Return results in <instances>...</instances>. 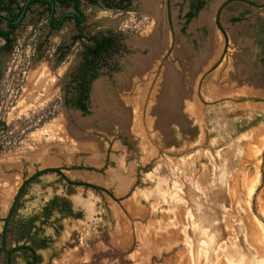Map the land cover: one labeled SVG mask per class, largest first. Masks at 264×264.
<instances>
[{"label": "rangeland", "instance_id": "374dc122", "mask_svg": "<svg viewBox=\"0 0 264 264\" xmlns=\"http://www.w3.org/2000/svg\"><path fill=\"white\" fill-rule=\"evenodd\" d=\"M206 1L188 24L189 0H134L129 12L83 2L86 34L113 33L123 47L111 59L115 70L95 81L86 115L65 103L84 50L73 41V21L51 31L35 9L11 51L0 42L5 192L61 167L70 180L96 182L122 200L47 175L27 189L17 218H43L59 195L88 214L84 228L115 226L121 240L135 232L132 250L99 253L97 263L264 264V0ZM225 1L226 50L216 24ZM72 11L59 8L58 17ZM207 13L212 22L197 24ZM210 38L217 54L196 70ZM172 76L185 86L166 105Z\"/></svg>", "mask_w": 264, "mask_h": 264}, {"label": "crops", "instance_id": "0c3cea01", "mask_svg": "<svg viewBox=\"0 0 264 264\" xmlns=\"http://www.w3.org/2000/svg\"><path fill=\"white\" fill-rule=\"evenodd\" d=\"M21 4H23V2H21ZM14 8V12L17 13V7L14 6ZM59 8L61 7H57V17ZM35 9H39L41 13L47 17V26L50 28V16L48 13H45V9L40 7L39 5H35L34 7H32V10L27 13L24 21L30 14L34 13ZM207 15L208 20L204 21L203 15L202 20H197V24L209 25L212 20L211 17H209V13H207ZM0 16L6 17L8 16V14L6 12H0ZM221 21L222 20L220 13V24ZM1 27L6 29V24H2ZM222 27L224 28V26ZM225 31L230 43V32H228V30L226 29ZM0 42L4 43L5 47V42L3 40H1ZM217 46V41H213V38H210L203 47V50L201 51L199 57L194 60V64L196 66L195 69H203L204 71L205 69L209 68L212 61L211 59L214 55L217 54ZM225 47L226 40L224 48ZM187 80L188 79H185L184 82L187 83ZM184 86V83L180 85L181 90L184 88ZM38 171L40 170L35 171L31 175L23 179L18 187L8 190L7 193L2 187L3 184L0 185V249L3 247L4 243L6 245L5 250L0 251V255H6L7 264H116L115 261L112 262L109 259L97 263L95 262V257L97 256V254L102 252L109 253L114 252L115 250L121 252H129L130 250H132L136 241L135 232L133 233L129 231V234L124 236L123 240H121L118 238L119 234L115 226L114 228L107 230L93 229L91 227L84 228L85 222H83V220L81 222L80 220L83 217L86 218L88 214L86 215L84 214L83 210L76 208L74 206V203H72L70 199L68 200L66 197L59 195L53 197L48 202L46 206L47 209L45 210L46 215L43 218L37 215H29L26 218H17L15 216V213L11 218L10 224L8 226L9 231L4 242L3 232L5 229V219L9 215L18 191L23 183L26 180L30 179ZM65 172L66 171L64 170V175L67 179H69ZM47 175L59 176L66 183L70 184L62 176L56 173H49L31 182L27 186L26 191L29 187L33 186V184L39 183L41 179L46 177ZM0 179L3 180L2 177H0ZM82 182L93 184L111 191L110 189L96 182ZM26 191L24 192V194L26 193ZM93 191L98 192L96 190ZM104 194L108 195L107 193ZM23 195L21 196V198L23 197ZM108 196L114 204H116V202L122 201L121 199L116 198L115 195V199L110 195ZM124 208L127 211V208ZM86 225L89 226V222L86 221ZM52 227L57 229L53 230ZM104 238L106 239L105 241H103ZM15 249L18 250L14 251L12 255H9V252Z\"/></svg>", "mask_w": 264, "mask_h": 264}, {"label": "trees", "instance_id": "16d2710c", "mask_svg": "<svg viewBox=\"0 0 264 264\" xmlns=\"http://www.w3.org/2000/svg\"><path fill=\"white\" fill-rule=\"evenodd\" d=\"M21 2H23V4H21ZM83 2H87L90 5H98L99 3H102L108 10L129 12L131 11L133 0H0V12H6L8 14L6 17L0 16V41L3 40L5 42L6 49L9 51L12 50L16 31L26 18L27 13L30 12L35 5L44 8L45 13L49 14V26L51 31L61 30L66 22L73 21L78 32V34L74 36V41L82 40L84 50L83 63L81 67L72 74L71 82H73V84L70 85V90L67 94V102L84 113H87L89 110L92 83L102 75V71L106 69L115 70V68L111 66V59L114 54L123 51V48L120 44L119 36L113 33H100L93 36H88L86 34L84 27L86 15L82 9ZM14 6L18 9L17 13L14 12ZM58 6L61 8H72L73 11L62 15L61 17H57ZM202 8L203 4L198 8V11ZM194 17L193 13L188 14V20L186 23L188 24ZM2 24H6V29L1 27ZM217 24L224 33V29H222V26L220 25L219 15L217 18ZM63 171L64 169L61 167L46 168L36 172L35 175L23 183L18 191L9 215L5 219V229L3 232L4 242L9 231L8 226L11 218L16 213L20 198L26 191L27 186L45 174L56 173L65 178L71 185L82 186L98 192H104L114 198L112 191L82 181H71L66 178ZM5 247L6 245L4 243L0 251L5 250ZM16 250L18 249L10 251L9 255H12Z\"/></svg>", "mask_w": 264, "mask_h": 264}, {"label": "flooded vegetation", "instance_id": "af4514ba", "mask_svg": "<svg viewBox=\"0 0 264 264\" xmlns=\"http://www.w3.org/2000/svg\"><path fill=\"white\" fill-rule=\"evenodd\" d=\"M190 1V4H189V10L187 11V13L185 14V16H184V18H185V20H186V22H187V20H188V14H190V13H193L194 14V16L196 17L197 16V14H198V12H200L206 5H207V1L206 0H189ZM249 6H252V7H258V5H256V2L254 1V0H244ZM228 1H225L223 4H222V6H220V8L218 9V12H217V14L219 15V20H220V12L222 11V8L223 7H225L226 6V3H227ZM133 3H134V0H133ZM133 3H132V5H133ZM203 4V8L200 10V11H198V8H200L201 7V5ZM132 7V6H131ZM168 11H170V9L168 8ZM169 15V14H168ZM218 15H217V18H218ZM194 17V18H195ZM193 18V19H194ZM170 19V18H169ZM192 19V20H193ZM191 20V21H192ZM190 21V22H191ZM189 22V23H190ZM216 24H217V19H216ZM221 25V24H220ZM217 26H218V24H217ZM219 27V26H218ZM51 29V28H50ZM222 29H224L223 27H222ZM223 33V32H222ZM78 34V32H77V29H76V34L75 35H77ZM224 36H225V40H226V47H225V50L228 48V46H229V40H228V36H227V34H226V31H225V29H224ZM74 35V36H75ZM74 36H73V41H74ZM75 42H77V41H75ZM79 42H83L82 40H79ZM122 46V45H121ZM82 47H83V44H82ZM123 48V47H122ZM83 49H84V47H83ZM5 50H7V51H9L8 49H6L5 48ZM120 53V52H119ZM118 53V54H119ZM82 59H81V62L79 63V65L73 70V72H75V71H77L80 67H81V65H82V63H83V52H82ZM73 72L71 73V75H70V80H69V83H68V86L66 87V97H65V103H66V105L67 106H70V107H72V108H74L75 110H77V111H80L81 113H83V114H88L89 113V110H88V112L87 113H84L83 111H81L80 109H78L77 107H74V106H72V105H70L68 102H67V94H68V92H69V90H70V85H72L73 84V82H71V80H72V74H73ZM0 76H1V68H0ZM94 83H95V81L92 83V85H91V92H92V89H93V86H94ZM90 96H91V93H90ZM0 151H1V148H2V142H0Z\"/></svg>", "mask_w": 264, "mask_h": 264}, {"label": "water", "instance_id": "95a60500", "mask_svg": "<svg viewBox=\"0 0 264 264\" xmlns=\"http://www.w3.org/2000/svg\"><path fill=\"white\" fill-rule=\"evenodd\" d=\"M218 29L221 31V29L218 27ZM222 32V31H221ZM171 71V70H170ZM168 93H165L164 95H163V103H166V105H168V104H170L171 103V101L172 102H174V101H176V100H174V99H176L175 98V94L179 91V90H181V87H180V83H179V81L176 79L175 80V78L172 76V79H169V81H168ZM179 86V87H178ZM167 108V107H166ZM165 108V109H166ZM167 115L168 116H172V117H174V113H175V109H174V106H171L170 108L168 107L167 108Z\"/></svg>", "mask_w": 264, "mask_h": 264}, {"label": "bare ground", "instance_id": "6f19581e", "mask_svg": "<svg viewBox=\"0 0 264 264\" xmlns=\"http://www.w3.org/2000/svg\"><path fill=\"white\" fill-rule=\"evenodd\" d=\"M203 19H204V21L205 20H208V15L207 14H204Z\"/></svg>", "mask_w": 264, "mask_h": 264}]
</instances>
